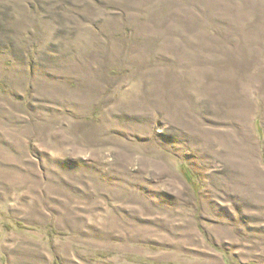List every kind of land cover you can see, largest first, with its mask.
<instances>
[{
  "label": "rangeland",
  "instance_id": "1",
  "mask_svg": "<svg viewBox=\"0 0 264 264\" xmlns=\"http://www.w3.org/2000/svg\"><path fill=\"white\" fill-rule=\"evenodd\" d=\"M0 264H264V0H0Z\"/></svg>",
  "mask_w": 264,
  "mask_h": 264
},
{
  "label": "trees",
  "instance_id": "2",
  "mask_svg": "<svg viewBox=\"0 0 264 264\" xmlns=\"http://www.w3.org/2000/svg\"><path fill=\"white\" fill-rule=\"evenodd\" d=\"M187 176H189V175L187 174Z\"/></svg>",
  "mask_w": 264,
  "mask_h": 264
}]
</instances>
